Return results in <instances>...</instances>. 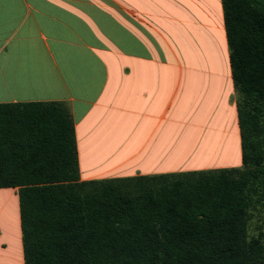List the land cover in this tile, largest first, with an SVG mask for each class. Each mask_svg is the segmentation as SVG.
<instances>
[{
	"label": "crops",
	"instance_id": "0c3cea01",
	"mask_svg": "<svg viewBox=\"0 0 264 264\" xmlns=\"http://www.w3.org/2000/svg\"><path fill=\"white\" fill-rule=\"evenodd\" d=\"M25 101L68 104L81 180L240 165L220 0H0V102Z\"/></svg>",
	"mask_w": 264,
	"mask_h": 264
},
{
	"label": "trees",
	"instance_id": "16d2710c",
	"mask_svg": "<svg viewBox=\"0 0 264 264\" xmlns=\"http://www.w3.org/2000/svg\"><path fill=\"white\" fill-rule=\"evenodd\" d=\"M220 4L239 166L81 180L66 102H0L22 264H264V0Z\"/></svg>",
	"mask_w": 264,
	"mask_h": 264
},
{
	"label": "rangeland",
	"instance_id": "374dc122",
	"mask_svg": "<svg viewBox=\"0 0 264 264\" xmlns=\"http://www.w3.org/2000/svg\"><path fill=\"white\" fill-rule=\"evenodd\" d=\"M17 212L15 189L0 188V264H15L8 260L16 254L19 256L21 245Z\"/></svg>",
	"mask_w": 264,
	"mask_h": 264
}]
</instances>
